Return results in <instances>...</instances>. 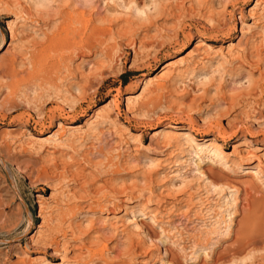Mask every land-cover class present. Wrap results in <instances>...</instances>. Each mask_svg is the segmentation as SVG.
<instances>
[{
    "label": "rangeland",
    "instance_id": "374dc122",
    "mask_svg": "<svg viewBox=\"0 0 264 264\" xmlns=\"http://www.w3.org/2000/svg\"><path fill=\"white\" fill-rule=\"evenodd\" d=\"M62 9L84 15L62 28ZM199 40L214 48L205 60L192 55L142 93ZM174 125L177 139L152 137ZM184 130L219 141L226 159L188 155ZM257 145L264 0H0V264H264ZM52 239L68 247L56 253ZM84 244L104 258L73 248Z\"/></svg>",
    "mask_w": 264,
    "mask_h": 264
},
{
    "label": "bare ground",
    "instance_id": "6f19581e",
    "mask_svg": "<svg viewBox=\"0 0 264 264\" xmlns=\"http://www.w3.org/2000/svg\"><path fill=\"white\" fill-rule=\"evenodd\" d=\"M48 1V0H47ZM62 3V2H61ZM35 4V3H34ZM36 6H39V7H41L40 5H42L41 3H36L35 4ZM34 5V6H35ZM33 6V5H32ZM42 6H44V5H42ZM124 8H126L125 6H123ZM38 8V7H37ZM61 9V8H60ZM59 9V10H60ZM138 13H142L143 11H140V10H136ZM30 12V11H29ZM59 12V11H58ZM41 13V12H40ZM56 14V13H55ZM58 14H60L61 15V17H62V21L60 22V26L62 27V28H64L65 27V25H67V27H68V24H70L73 20H79V22L81 21V18L83 17V13H76L75 15L74 14H72V13H67V12H65L63 9L60 11V13H58ZM57 14V15H58ZM41 15V14H40ZM141 15H143V14H141ZM17 17V16H16ZM25 17H27V16H22V17H18V18H16V20H19V21H27V19L25 18ZM39 17H41V16H39ZM83 21V20H82ZM88 21V20H87ZM90 22V21H89ZM87 25H88V23H87ZM84 26V25H83ZM66 27V31H67V28ZM70 27V26H69ZM60 28V27H59ZM61 28V29H62ZM60 32L62 33V30H60ZM63 32H64V30H63ZM54 33V32H53ZM65 33V32H64ZM63 33V34H64ZM57 35H58V33H57ZM12 36H17V35H14L13 33H12ZM48 36V35H47ZM59 36V37H58ZM58 36H56L57 37V41H58V38H59V41L58 42H60L61 41V35H58ZM51 37H49L48 39H50ZM62 38H65L66 39V37L64 36V37H62ZM65 39H62V41L60 42L61 44L63 43V41L65 42ZM67 40V39H66ZM50 44H52L55 40H54V38H51L50 40ZM57 41H56V44H57ZM66 44L68 43L67 41L65 42ZM70 43V42H69ZM36 44V43H35ZM54 44H55V42H54ZM59 44V43H58ZM37 45V44H36ZM35 45V46H36ZM39 45V44H38ZM70 45V44H69ZM68 45V46H69ZM230 45H232V44H230ZM229 45V46H230ZM46 46V45H45ZM46 48V47H45ZM38 49V48H37ZM209 49H214L211 45H209L208 43H206L204 40H199L198 42H196L195 43V45H194V48H193V50L194 51H192V52H189L187 55H185V56H181V57H179V58H176V60H171V61H169L168 62V64L165 66V68L162 70V71H160V72H158L154 77H149V79H148V81H147V83H146V85H145V87L143 88V91H142V93H144L145 91H147L148 89H149V87L151 86V85H153L155 82H157V81H159V80H161L162 78H164L165 77V75H167L171 70H173L176 66H179V65H183V64H185L186 62H187V59L188 58H191V56L192 55H197V57H199V58H201L202 60L204 59L205 60V58H206V53H207V51L209 50ZM43 50H44V48H40L39 47V49L35 52L36 53V55L34 56V54H33V56L34 57H37L38 58V56L40 55V56H42V52H43ZM69 53V52H68ZM210 53V52H209ZM193 57V56H192ZM36 58V59H37ZM79 59H82V61L84 60L85 61V57H80ZM34 60V59H33ZM40 62V61H39ZM219 63V62H218ZM221 63V62H220ZM217 64V63H216ZM222 64V63H221ZM35 65V64H34ZM223 65V64H222ZM98 68V67H97ZM221 68V67H220ZM14 71V70H13ZM215 72V71H214ZM217 72V71H216ZM215 72V73H216ZM213 73V72H212ZM214 73V74H215ZM16 75V74H15ZM40 78V77H39ZM137 97L138 96H136V95H128L127 97H126V102H127V105H130V104H132L133 102H136V100H138L137 99ZM111 102V101H110ZM110 102L108 103V104H110ZM107 105V104H106ZM106 105H104L103 106V110L104 111H106L105 109V107H106ZM130 108V107H129ZM100 112V111H99ZM107 117H109V116H107ZM81 126H79L78 128H80ZM66 129H73V127L72 126H69V125H64L63 123H59V127H58V131L59 130H63V131H66ZM171 129H172V131H170V129H168V127H163V128H159V129H157V130H155L154 132H153V138H155L156 139V137H160V136H162L163 138H165V139H168V138H170V139H177L179 136H178V134H176L175 133V131H179V130H183V129H181L179 126H176V125H174V126H172L171 127ZM54 136H56V132H54V134L53 135H51V136H48V138H50V137H54ZM180 137H182L183 139H185V140H187L189 143H190V146H191V152H188L189 154L188 155H193V156H198L199 157V159H201V160H207L206 158H210V159H213V161L215 160L214 158H213V156H212V154L213 153H217V154H219L220 155V159H226V157H225V155H224V147L222 146V144L219 142V141H217V140H215V139H212V140H210V139H206V140H203V141H198V140H194V139H192L190 136H189V133L187 134V132H186V130H184V133H182L181 135H180ZM35 138V140H40V138L39 137H34ZM161 138V137H160ZM215 138V137H214ZM41 141V140H40ZM48 142V141H47ZM51 142V141H50ZM56 142V141H55ZM60 142V141H59ZM256 151H258V152H261L262 153V155H261V159L260 160H262V158H264V148H262V146H260V145H257L255 148H254ZM250 150V149H249ZM193 152H195L196 154H194ZM3 153V152H2ZM192 156V157H193ZM258 157H260V156H258ZM208 161H210V160H208ZM207 161V162H208ZM211 163V162H210ZM244 166H246V167H244ZM225 167H227L228 168V165L227 164H225ZM252 167V165L251 164H249V163H240V164H238V165H236V170H240V171H242V172H244V171H246L247 169H242V168H251ZM258 169V168H257ZM215 185V184H214ZM214 187H216V185L214 186ZM142 195V193L140 194V196ZM169 194L168 195H165L164 197H163V199H168L169 198ZM132 198V197H131ZM144 198H146V197H144ZM134 199V198H133ZM130 200L129 201V203L130 204H133L134 206H138V204H137V201L136 200ZM141 199V198H140ZM147 199V198H146ZM147 201H148V199H147ZM152 201V198H150V201L149 202H151ZM23 202V201H22ZM140 202V201H139ZM159 202V204H161V205H163L164 203H165V201H163V200H159L158 201ZM24 203V202H23ZM117 204V203H116ZM147 205H151L150 203L149 204H147ZM161 205H159V206H161ZM26 206V205H25ZM164 206V205H163ZM79 208V207H78ZM26 209H27V207H26ZM80 209V208H79ZM150 209V208H149ZM161 209V208H160ZM164 209V208H163ZM190 210V209H189ZM144 211V210H143ZM178 211L179 210H177V208L176 209H174L173 207H171L169 210H167V213H168V220L166 221L167 223H170L171 221H172V219L174 218V217H176L177 215H178ZM44 212H45V210H44V207L41 205L40 206V216H39V218H41L42 220H43V223H45V222H47L46 220H47V217L45 216V215H43L44 214ZM152 214L153 216H150L151 218H152V221H151V223H153V224H156V225H160V228H161V233H164V236H167L168 235V233L170 232L169 230H168V228L167 227H165L164 226V222H163V216H160V214H162V212H160V210H158V209H156V210H148V211H146V212H143V215H144V217L147 219V218H150L149 217V214ZM120 218V217H119ZM144 218V219H145ZM165 218V217H164ZM110 219L113 221V220H116V219H118L117 218V216L116 215H113V216H111L110 217ZM116 221H118V220H116ZM150 223V224H151ZM112 225H113V230H115V229H117L116 227H115V224H117V223H115V222H112L111 223ZM146 224V223H145ZM144 226V225H143ZM146 226V225H145ZM144 226V227H145ZM154 226V225H153ZM152 227V226H151ZM39 228H42V225L41 226H39ZM148 228H149V226H148ZM243 228V227H242ZM70 230L71 231H73L74 233H75V231H74V228H73V226H70ZM79 230H81V229H79ZM89 231V230H88ZM112 231V230H111ZM152 232H153V230H151ZM91 232V231H90ZM114 231H112V233H113ZM40 233V230L39 231H37L36 233H35V235H32L30 238H29V240H30V242H35V243H39V241L38 240H35V238L37 237V235ZM108 233V232H107ZM114 233H116V232H114ZM106 234V233H105ZM105 236V235H104ZM249 236V235H248ZM39 237V236H38ZM73 237H75L74 235H73ZM172 237V236H171ZM74 239V238H73ZM158 239V238H157ZM53 240V239H52ZM34 243V244H35ZM53 244H55V246H52ZM36 245V244H35ZM39 245V244H38ZM49 245H51L53 248H54V251L57 253V252H60L61 251V247H64V248H67L68 246H67V243L66 244H61L60 243V241H57V239L56 240H53V242H50V244ZM34 246V245H33ZM81 247V246H80ZM29 248V247H28ZM74 248V250H82V249H86L87 251H88V253L90 254V256H91V258H94V257H96V256H100L101 258L103 257L104 258V251L103 250H97L96 251V249L94 250L93 248H91V247H88L86 244H84L83 245V247H81V248H79L78 246H75V247H73ZM240 248V247H239ZM233 251V250H232ZM82 254H84L82 251H81V253H80V255H82ZM80 255H77L75 258H76V261L79 263L81 260H82V257L80 256ZM39 258H44V255H39L37 258H36V260H38ZM63 258V257H62ZM23 262H21V263H19V264H33V263H35V260L33 259V260H30V262L28 263V262H26V260L24 261V260H22Z\"/></svg>",
    "mask_w": 264,
    "mask_h": 264
}]
</instances>
